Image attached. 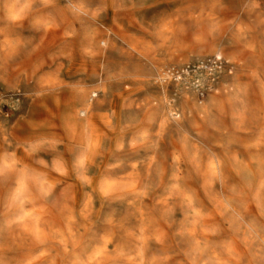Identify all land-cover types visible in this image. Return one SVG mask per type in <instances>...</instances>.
Listing matches in <instances>:
<instances>
[{
  "label": "rangeland",
  "instance_id": "374dc122",
  "mask_svg": "<svg viewBox=\"0 0 264 264\" xmlns=\"http://www.w3.org/2000/svg\"><path fill=\"white\" fill-rule=\"evenodd\" d=\"M0 264H264V0H0Z\"/></svg>",
  "mask_w": 264,
  "mask_h": 264
}]
</instances>
